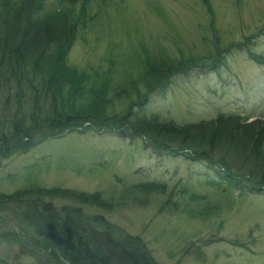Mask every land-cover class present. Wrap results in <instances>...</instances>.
Here are the masks:
<instances>
[{
  "label": "rangeland",
  "instance_id": "374dc122",
  "mask_svg": "<svg viewBox=\"0 0 264 264\" xmlns=\"http://www.w3.org/2000/svg\"><path fill=\"white\" fill-rule=\"evenodd\" d=\"M209 1L216 11L213 23L202 0H92L94 21L79 30L67 61L99 73L111 68L115 112L124 108L129 98H136L135 91L115 96L121 90L119 83L132 78L137 80L138 93L149 89L148 82L154 86L147 102L135 107L138 115L154 114L177 124L211 119L218 113L249 115V121L264 116V63L254 58L264 59V0ZM61 5L62 0H46L44 10L56 19L63 11ZM78 6L79 1L71 6L72 12ZM217 37L216 47L221 48L233 40H249L239 48L225 50L220 64L207 69L204 64L215 58L216 47L210 39L217 43ZM143 48L160 67L165 59L185 65L195 60L200 65L178 71L170 82L156 84L163 73L149 79L141 76ZM21 70L27 76L23 72L17 78L21 84L28 83L29 72L24 67ZM16 83L14 80L13 97L0 100V130L12 128L9 117L21 96V90L15 92ZM31 84L22 89V104L33 102ZM86 125L88 122L82 123ZM143 140L122 139L104 130L85 134L65 131L27 150L19 144L3 148L5 144L0 143V194H11L29 184L98 190L104 199L119 205L106 211L65 195H48L38 202L50 203L56 210L82 205L88 215H105L129 233L140 235L160 264H264V192L238 194L225 180L216 183L224 178L218 167L179 154H150ZM139 180L165 182L167 193L184 186L205 195L218 209L201 218L196 216L202 206L197 202L161 213L159 205L167 194L153 193L145 203L137 190L124 191L126 182ZM27 204L0 196V264H48L36 242L43 241V235L28 223L26 215L33 210Z\"/></svg>",
  "mask_w": 264,
  "mask_h": 264
},
{
  "label": "trees",
  "instance_id": "16d2710c",
  "mask_svg": "<svg viewBox=\"0 0 264 264\" xmlns=\"http://www.w3.org/2000/svg\"><path fill=\"white\" fill-rule=\"evenodd\" d=\"M45 1L0 0V100L6 101L13 97L11 91L14 80L17 81L15 92L21 90V96L22 89L29 87L30 82L34 89L33 102L28 105L22 104V97H18L17 107L9 117L11 130H0V143L5 144L3 148L12 149L13 145L19 144L23 150H27L65 131L85 134L105 130L131 141L141 137L144 139L145 150L156 156L167 152L216 166L224 175L216 183L225 180L226 185L238 191V194L264 192V116L249 121V115L218 113L211 119L177 124L162 120L154 114L138 115L135 107L147 102L148 93L154 86L148 82L146 86L151 85L149 89L138 93L135 88L137 80L132 78L125 84L119 83L121 90L115 96L127 95L131 91L137 92V96L129 98L126 106L115 112L116 105L110 92L112 86L115 87L111 68L99 73L95 68L88 71L70 65L67 61V53L79 30H84L94 21L92 0H62L63 11L61 9L56 19L44 10ZM78 1L74 16L75 11L72 12L71 6ZM202 2L211 14L213 23L215 9L209 0ZM214 32L217 34L218 28ZM248 40H233L221 48L216 47L218 37L217 43L210 39L216 47L215 58L211 63L204 64V67H217L225 50L231 46L239 48ZM254 58L264 63L263 58ZM142 61L143 78L149 79L150 75L154 78L163 73L156 84H162L165 80L170 82L178 71L184 72L200 65L195 60L185 65L183 61L177 63L165 59L160 67L154 64L153 57L145 48ZM22 67L29 72V85L24 82L27 86L17 78L23 72L27 76L21 70ZM84 122H88L85 127L82 126ZM125 184L124 191L137 190L143 194L145 203L150 201L149 196L153 193L163 196L167 194L159 205L161 213L166 212V209L171 212L181 207L187 208L197 202L202 204L196 213L198 217L207 218L218 209V205L209 203L205 195L184 186L176 193L175 190L167 193L166 183L156 180ZM48 195L71 196L76 202L97 205L106 211H112L118 204L104 199L98 190H63L36 184H29L11 194H0L1 199L7 201L10 198L14 201H27L28 207L32 208L33 211L26 216L30 217L28 223L43 235V241L36 242L46 256L45 263L160 264L151 255L140 235L129 233L103 214H86L82 205H65L57 210L50 203L43 202L41 205L38 201Z\"/></svg>",
  "mask_w": 264,
  "mask_h": 264
}]
</instances>
